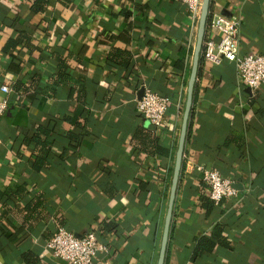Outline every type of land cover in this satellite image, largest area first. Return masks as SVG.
Listing matches in <instances>:
<instances>
[{
  "label": "crops",
  "instance_id": "0c3cea01",
  "mask_svg": "<svg viewBox=\"0 0 264 264\" xmlns=\"http://www.w3.org/2000/svg\"><path fill=\"white\" fill-rule=\"evenodd\" d=\"M34 1L0 0V88L12 90L0 121V264H64L47 249L61 224L97 232L108 247L99 264H157L198 24L175 0H48L43 13ZM217 14L242 20L241 56L264 54V0H211ZM145 89L170 101L157 132L137 109ZM40 129L47 153L32 140ZM139 129L169 156L137 149ZM196 167L233 181L237 197L208 213ZM218 225L225 246L197 264H264V86L252 95L234 64L202 57L165 264H190Z\"/></svg>",
  "mask_w": 264,
  "mask_h": 264
},
{
  "label": "built area",
  "instance_id": "2783aa9c",
  "mask_svg": "<svg viewBox=\"0 0 264 264\" xmlns=\"http://www.w3.org/2000/svg\"><path fill=\"white\" fill-rule=\"evenodd\" d=\"M175 1L188 9L193 24L197 25L203 0ZM241 27L242 20L238 17H229L224 14L214 15L208 24L202 57L217 66L222 61L234 64L239 78L251 94L256 95L264 86V54L240 55ZM213 35H218L219 39L216 41ZM0 92L2 94L0 97L1 121L9 105V95L12 90L8 86H2ZM169 108V98L150 89H145L137 102L139 113L156 132L163 125ZM196 171L214 205L237 197L238 191L234 182L222 176L219 171L204 167H196ZM47 249L54 258L64 264H99L98 255L108 253V247L99 240L96 231L91 230L78 237L62 226H57L55 233L48 240Z\"/></svg>",
  "mask_w": 264,
  "mask_h": 264
},
{
  "label": "trees",
  "instance_id": "16d2710c",
  "mask_svg": "<svg viewBox=\"0 0 264 264\" xmlns=\"http://www.w3.org/2000/svg\"><path fill=\"white\" fill-rule=\"evenodd\" d=\"M48 5V0H35L31 10L33 13H43L46 10V7ZM20 42L17 40L12 41V46H17ZM110 59L113 60L114 62L118 63V65L127 68L130 64V56H128L126 53H119L115 52L114 54L112 53L110 55ZM69 77L67 73V69L65 66V62L62 59H58V79L59 81L63 82L65 79L67 80ZM37 81V80H36ZM34 81L31 83L29 86H25L22 83H18L15 87L14 90L19 93V94H27L31 90L35 91L38 83ZM73 88H71L72 90ZM78 99L83 96V90L79 89V92L77 93ZM48 130L40 129L38 130V133L33 137V142L36 144L37 148L39 149H45L46 153L49 150L50 144L47 141L48 136ZM41 136H44V140L41 139ZM134 144L139 149L145 154L148 155H162L165 157L169 156L168 150L162 148L159 146L158 141L155 139V137L150 133L149 131L146 130H138L134 137ZM44 161V158H42ZM41 159L37 160L38 165H42L43 161ZM36 169H39L36 167ZM204 189H206L205 185L202 186ZM21 190L17 191L20 192ZM39 199V198H37ZM202 202V207L209 213L213 210L214 208V203L206 197L201 198ZM42 201L37 200L35 203H32V205L27 206V216L25 217V222L31 223V219L33 218L34 212H36V209H41ZM32 214V216H31ZM63 227V224H61ZM225 231L224 226L218 225L214 228L213 232L210 234L208 237H202L199 240H197V244L195 245V248L193 250L190 264H197L198 261H200L204 256L212 254L218 246L222 245L225 246V243L222 241L223 239V233ZM25 259V258H24ZM26 262L28 264H33L32 261H29L26 259Z\"/></svg>",
  "mask_w": 264,
  "mask_h": 264
},
{
  "label": "water",
  "instance_id": "95a60500",
  "mask_svg": "<svg viewBox=\"0 0 264 264\" xmlns=\"http://www.w3.org/2000/svg\"><path fill=\"white\" fill-rule=\"evenodd\" d=\"M210 8H211V0H203L199 22H198V28H197L196 44L193 52L192 69L187 85L186 101L184 105L181 131H180V136H179L176 155H175V162L172 173L167 210L164 219V226H163L162 238L160 242L157 264L166 263V255H167L168 243L170 239V228L173 219L174 206H175V201H176V196L180 181V175L182 172L183 156H184V149L187 139L189 119L192 113L193 103H194V90L198 78V71H199L201 59H202V52L204 48L206 31L211 17ZM142 94H143V90L140 91L139 99L142 97Z\"/></svg>",
  "mask_w": 264,
  "mask_h": 264
}]
</instances>
